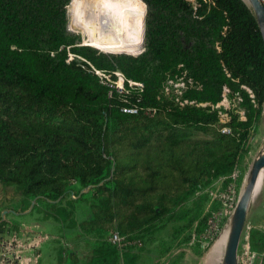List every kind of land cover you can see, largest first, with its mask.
Returning <instances> with one entry per match:
<instances>
[{
	"label": "trees",
	"instance_id": "trees-1",
	"mask_svg": "<svg viewBox=\"0 0 264 264\" xmlns=\"http://www.w3.org/2000/svg\"><path fill=\"white\" fill-rule=\"evenodd\" d=\"M69 1L0 0V186L46 202L55 220L82 230L143 240L170 221L176 234L191 232L199 218L185 202L232 171L264 108V38L253 11L243 0H141L144 50L107 56L67 38ZM77 55L120 69L142 90L108 97ZM170 78L183 83L173 97L164 91ZM126 105L137 113H124ZM74 200L87 203V219L75 221ZM6 225L18 228L3 220L0 230ZM136 257L101 240L81 259L60 248L57 264Z\"/></svg>",
	"mask_w": 264,
	"mask_h": 264
},
{
	"label": "rangeland",
	"instance_id": "rangeland-1",
	"mask_svg": "<svg viewBox=\"0 0 264 264\" xmlns=\"http://www.w3.org/2000/svg\"><path fill=\"white\" fill-rule=\"evenodd\" d=\"M244 1L249 4L248 0ZM71 2H73V0H70L65 5L66 11L64 13L65 23L63 31L67 38L73 40L74 44L72 45L89 46L107 56H113L116 54L137 55L144 50L145 21L143 22V40L140 48L135 51H129V49L117 48L113 46L92 45L87 41L86 34L81 32L78 28L79 26L77 27V24L72 21L71 15L68 11ZM139 2L145 10V18L146 6L145 4H142L140 0ZM74 55L75 54L71 52L69 53L70 58ZM76 58L79 61H86L89 64V67L90 64L94 66L82 56L77 55ZM112 70H119L123 73V71L118 68H114ZM112 70L106 72H109L110 74L112 73ZM105 74L107 77L109 76L108 73ZM123 75L125 76V73H123ZM113 76L114 77H109L116 79L114 74ZM145 76H148V74H144V77ZM125 78L128 79L126 76ZM133 86L134 85H130L128 82L126 83L123 96L124 98L137 97V90L139 89H136ZM181 86L180 81L170 78L165 83V94L173 97L176 95V92H178L174 90V88ZM220 104L227 106L228 102L227 100H223ZM263 152L264 108L259 120L257 117L251 130L249 140L244 145L241 157L232 171L228 175H225L224 178L223 176H220L213 179L209 183L196 188L194 193L189 196L188 200L185 202L186 208L192 211L196 218H199L195 221L191 232H189V230L186 232L185 230H180L177 231L176 234L175 229L172 230V222L166 221L157 228V231L154 232V234L149 235L147 233L143 240H131L125 238L126 243L124 249H130L136 254L137 257L135 264H205L210 249L214 245L219 234L225 227L227 229L231 216V209L238 194H240L244 187L246 176L250 175L255 159ZM233 172L235 173L234 180L228 178V176ZM230 180H232L234 184V190L229 192V195L232 197V204L231 206L224 208L220 200H218L217 195L220 192H226ZM260 193L261 194H259L258 197L255 199L251 198L250 200L238 246L237 264H264V182ZM213 197L215 199L211 201ZM68 200V198L65 199L64 204ZM31 202L32 200L30 201V199H26V201L23 202L21 194L13 187L0 186V216L2 211H7L5 213V220L13 222L18 226V228L15 229L12 228L13 225H6L0 231L10 232L15 230L22 233H41L47 236L40 250L41 256L38 264H57V253L60 248L73 252L81 259L83 256L87 255L101 240H105L110 243L108 233L103 234L95 231L82 230L78 226L72 227L55 220L50 215L51 207L46 202L37 201L33 209L27 211ZM71 205L73 218L76 222L87 219L90 216V210L87 203L74 200ZM71 205L67 206L70 210ZM24 208L26 209L22 210ZM209 210L218 212L219 221H222L223 224L214 240L209 245L205 246L207 242L205 239L203 240L205 237L204 233L201 234L197 224H200L202 217L206 216ZM252 234H254V236ZM187 235L189 236L188 243L182 241V238ZM224 252L225 248L223 250L222 257L219 259L217 264H222ZM119 264H122V261L119 262Z\"/></svg>",
	"mask_w": 264,
	"mask_h": 264
},
{
	"label": "bare ground",
	"instance_id": "bare-ground-1",
	"mask_svg": "<svg viewBox=\"0 0 264 264\" xmlns=\"http://www.w3.org/2000/svg\"><path fill=\"white\" fill-rule=\"evenodd\" d=\"M68 11L72 21L86 34L87 41L92 45L113 46L129 51H135L141 46L144 12L137 0H73ZM249 178L250 175H247L244 187ZM263 182L264 173L260 171L245 204L244 222L250 200L261 194ZM227 238L228 230L225 227L210 249L205 264L218 263L224 248L226 251Z\"/></svg>",
	"mask_w": 264,
	"mask_h": 264
},
{
	"label": "built area",
	"instance_id": "built-area-1",
	"mask_svg": "<svg viewBox=\"0 0 264 264\" xmlns=\"http://www.w3.org/2000/svg\"><path fill=\"white\" fill-rule=\"evenodd\" d=\"M264 5V0H259ZM71 58L69 57L68 60ZM91 71L98 78L99 82L106 87L107 96L112 97L113 95H122L125 92V82L130 85H134L137 89L142 90V82H135L126 79L122 72L119 70L113 71L112 73L116 76V79L110 78L109 72L103 69H97L90 64ZM105 73H108L107 77ZM107 74V75H108ZM183 83L181 82V85ZM127 114H136L138 107L136 105H126L121 109ZM223 133H228L229 129L224 127L221 130ZM225 176H223L224 178ZM232 180L235 179V173L233 172L228 176ZM230 180L227 186L226 192H220L217 197L222 203L223 207H229L232 204V197L229 192L234 190L233 181ZM215 198L213 197L211 201ZM235 203V202H234ZM218 212L209 210L206 215L205 227H204V238H211L218 229L219 223ZM47 236L41 233H22L15 230L10 232L0 231V264H38L41 256L40 250L46 240ZM110 243L116 247L121 254L125 246V237L119 232L113 231L108 237Z\"/></svg>",
	"mask_w": 264,
	"mask_h": 264
},
{
	"label": "water",
	"instance_id": "water-1",
	"mask_svg": "<svg viewBox=\"0 0 264 264\" xmlns=\"http://www.w3.org/2000/svg\"><path fill=\"white\" fill-rule=\"evenodd\" d=\"M248 2L249 4L247 2L245 3L253 11L264 38V5L260 3L259 0H248ZM143 22H144V14H143ZM260 171L264 172V152L255 159L251 168L250 178L247 184L245 185V187L241 190L240 194H238L235 203L231 209V216L227 225V230L229 235H228L226 251L222 264H237V251L244 225V217H245L244 208L249 193L251 191V188L255 183ZM88 189L89 186L81 190V193L86 192ZM72 197H74V195H72ZM35 201L36 198L32 200L30 207L27 211H30L32 209ZM6 212L7 211L1 212L0 222L5 220Z\"/></svg>",
	"mask_w": 264,
	"mask_h": 264
}]
</instances>
